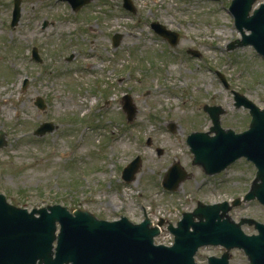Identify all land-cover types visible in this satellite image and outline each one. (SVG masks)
I'll return each instance as SVG.
<instances>
[{
	"label": "rangeland",
	"instance_id": "rangeland-1",
	"mask_svg": "<svg viewBox=\"0 0 264 264\" xmlns=\"http://www.w3.org/2000/svg\"><path fill=\"white\" fill-rule=\"evenodd\" d=\"M13 1L0 0V133L6 144L0 148V194L10 203L30 211L62 205L135 223L147 212L155 222L162 217L176 225L198 202L243 197L253 177L245 162L227 175L207 177L192 165L187 145L191 133L212 127L205 105L227 110L224 128L241 133L247 127L249 113L235 108L218 73L264 109V62L251 48L231 49L241 39L228 12L232 0H132L133 14L122 0H95L78 13L54 0H21V20L12 28ZM153 23L179 34L178 46L169 50ZM116 34L123 37L118 48ZM33 48L42 64L31 60ZM126 96L137 110L132 123ZM40 98L44 111L36 106ZM46 122L54 133L35 136ZM137 157L142 168L126 185L123 170ZM177 163L190 177L169 195L162 183ZM246 209L238 212L247 216ZM215 254L202 249L198 264ZM242 254L235 251L232 264H245Z\"/></svg>",
	"mask_w": 264,
	"mask_h": 264
},
{
	"label": "water",
	"instance_id": "water-1",
	"mask_svg": "<svg viewBox=\"0 0 264 264\" xmlns=\"http://www.w3.org/2000/svg\"><path fill=\"white\" fill-rule=\"evenodd\" d=\"M91 0H87L88 3ZM242 8V0L233 3L236 6L234 16L237 26L242 32L244 40L238 42L240 47L247 45V37L244 33L248 26V15L252 1ZM127 7L130 6L128 0ZM18 4H20L18 2ZM15 26L20 20V9H17ZM251 27L254 31L251 43L259 54L264 55V13H256L252 18ZM163 28V27H162ZM156 26L158 33H165L164 29ZM165 35V34H164ZM121 36L115 37L118 46ZM234 48V46L232 47ZM36 59L39 60L37 52ZM199 56V55H197ZM200 57V56H199ZM237 107H245L253 110L254 129L259 133L263 124L258 108L243 97L237 96ZM38 106L45 109L42 100ZM125 111L132 121L136 115L130 98L126 99ZM211 115L214 128L218 133L217 138H209V135L194 134L189 138L188 144L195 155L194 165L203 166L209 175L219 173L240 158L249 156L250 151H259L261 155L263 143L260 139L248 140L246 135L236 136L233 132L221 135L222 128L219 115L224 112L222 108L206 107ZM172 129H175L172 126ZM52 124L44 125L37 135L44 136L47 132H53ZM0 148L5 146L4 134H1ZM251 157V156H249ZM141 168V158L136 159L126 170L124 175L130 182ZM187 174H179L176 186L178 188ZM166 186L173 180L169 174ZM261 189V188H260ZM257 189L252 197L257 196L264 204V193ZM48 210L51 212L48 213ZM224 211L223 216L220 212ZM230 211L228 205L203 207L200 205L194 214H186L177 229H171L175 235V245L172 248L155 247L154 238L159 235V230L152 229L150 223L141 226H132L127 219L120 222L108 223L98 221L94 216L86 212H77L74 218L67 209L61 206L50 207L41 211H34L31 215L27 211H21L8 205L4 196H0V264H35L38 260L41 264H65L73 261V264H196L195 256L198 250L207 245L223 246L229 252L233 249H241L252 257V254L262 256L264 254V227L259 237H247L241 231V225L235 226L230 219L218 223L217 219L227 216ZM41 218L36 219L35 215ZM195 218L201 220L195 222ZM206 220L202 221V220ZM60 223L63 227L56 259H53V243L55 240L56 226ZM193 229V232L191 231ZM73 251V252H72ZM210 264H229V253L223 259L211 258Z\"/></svg>",
	"mask_w": 264,
	"mask_h": 264
},
{
	"label": "flooded vegetation",
	"instance_id": "flooded-vegetation-1",
	"mask_svg": "<svg viewBox=\"0 0 264 264\" xmlns=\"http://www.w3.org/2000/svg\"><path fill=\"white\" fill-rule=\"evenodd\" d=\"M262 9V14H263V9H264V0H256L255 3H253L252 7H251V15L253 16L255 14L256 11ZM252 21V20H250ZM249 29V28H248ZM247 29V34L249 36H252V31ZM251 40L249 41V48L251 49H255V47L250 43ZM264 60V58H263ZM264 110V109H263ZM251 121H252V117L249 114V122L247 124V127L243 130V132H249L250 131V126H251ZM264 157V156H263ZM247 165V171H251L253 172V177H251L247 183V189L246 192L244 193L243 197L249 195L252 191H253V187L256 185L255 183V179L258 176V169L256 168V166L251 163V162H246ZM261 169H262V176L263 177V182L261 183V189L264 193V159L261 162ZM161 181V180H159ZM224 181H221L219 184H223ZM258 182H260V179L258 180ZM155 184V186L158 184L157 181L153 182ZM260 185V183H258ZM218 192V191H217ZM216 192V193H217ZM220 195V192H218ZM237 199V198H236ZM236 199H226L224 201H220L218 199H216L217 203H213V204H209V203H205L207 205H215V204H220V203H229V204H233ZM199 203V202H198ZM204 203V202H203ZM246 206L247 207V211H248V215L247 216H242L238 211L243 207ZM253 210L256 211V215L253 213ZM148 214L145 213V217ZM231 217L233 218V220H235L237 223H241L242 221H247L246 223H244V225L242 226V230L246 233V235H248L249 237H255L259 235V230L257 229V224L259 225H263L264 226V204H262L257 197H255L252 200H249L243 204H240V206L236 209H233L230 213ZM215 250L217 251L218 255H223L225 253V250L223 248H215ZM242 254V253H241ZM244 254V253H243ZM245 257V264H251V262H253V258L257 257V258H262L261 256H254V257H246L245 255H243ZM231 264L233 263L234 259H236L235 256L231 257ZM256 262V261H254ZM235 264V263H234Z\"/></svg>",
	"mask_w": 264,
	"mask_h": 264
}]
</instances>
